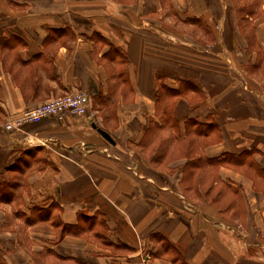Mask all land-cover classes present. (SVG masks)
Here are the masks:
<instances>
[{
  "label": "crops",
  "instance_id": "1",
  "mask_svg": "<svg viewBox=\"0 0 264 264\" xmlns=\"http://www.w3.org/2000/svg\"><path fill=\"white\" fill-rule=\"evenodd\" d=\"M241 1L251 8L232 13L223 62L211 56L216 41L200 56L180 38L185 0H0V170L15 147H38L31 177L46 206L68 224L80 214L92 226L96 214L112 235L103 247L67 235L55 254L264 264V0ZM78 91L90 96L87 116L3 131L24 109Z\"/></svg>",
  "mask_w": 264,
  "mask_h": 264
},
{
  "label": "rangeland",
  "instance_id": "2",
  "mask_svg": "<svg viewBox=\"0 0 264 264\" xmlns=\"http://www.w3.org/2000/svg\"><path fill=\"white\" fill-rule=\"evenodd\" d=\"M168 7L171 9L173 5L169 4ZM240 8L250 9L251 6H242L241 0H185V23L180 24V38L185 41L200 42H196L198 46H192L201 50L200 56L206 53L203 49H206L204 45L208 44V39L216 41L211 56L221 58L225 62L227 27L232 22L234 10ZM233 49L237 57L248 56L240 44H234ZM192 52L186 49L185 57L192 56L189 54ZM226 69L227 67L218 65L216 73L219 78L226 74ZM233 72L240 80L238 83L247 87L242 71L233 68ZM226 78L229 79L227 76ZM217 84L221 87L223 82L217 80ZM262 105L264 106V103ZM2 129L9 133L16 130H8L4 126ZM37 149L39 148H35L32 154L26 155V149L15 147L14 161L10 166L3 168L4 170H0V212L1 217L3 216L0 220V264H92L82 261L79 257L55 254L54 246H60L67 235L79 234L87 237L89 242L103 247L104 241L107 243L108 237L112 235L103 229V221L100 219L98 222L96 214H89L93 216L92 218H96L92 226L80 221L83 219L80 214L77 215L78 224H68L62 220V212L55 208L54 203L53 206H46L50 201L46 186L43 183L41 186L34 185L31 177L35 172L34 160L39 158L40 160L36 161L38 163L43 159V154L37 157ZM41 166L43 167L39 165L36 168L40 169ZM23 206L27 213L23 211ZM165 244L166 242H162L158 245L164 249ZM117 246L123 247L121 242ZM110 250H112L111 254H122Z\"/></svg>",
  "mask_w": 264,
  "mask_h": 264
},
{
  "label": "built area",
  "instance_id": "3",
  "mask_svg": "<svg viewBox=\"0 0 264 264\" xmlns=\"http://www.w3.org/2000/svg\"><path fill=\"white\" fill-rule=\"evenodd\" d=\"M90 110V99L85 92H71L47 100L34 107L24 109L8 120L4 127L8 130L18 129L25 123L38 122L46 117L63 120L68 115L87 116Z\"/></svg>",
  "mask_w": 264,
  "mask_h": 264
},
{
  "label": "water",
  "instance_id": "4",
  "mask_svg": "<svg viewBox=\"0 0 264 264\" xmlns=\"http://www.w3.org/2000/svg\"><path fill=\"white\" fill-rule=\"evenodd\" d=\"M94 128H96L98 130V132H100L102 134V136H104V138H106L109 142L111 143H115L114 139L111 137V135L104 129L97 127L96 125H93Z\"/></svg>",
  "mask_w": 264,
  "mask_h": 264
},
{
  "label": "trees",
  "instance_id": "5",
  "mask_svg": "<svg viewBox=\"0 0 264 264\" xmlns=\"http://www.w3.org/2000/svg\"><path fill=\"white\" fill-rule=\"evenodd\" d=\"M50 206H53V203Z\"/></svg>",
  "mask_w": 264,
  "mask_h": 264
}]
</instances>
